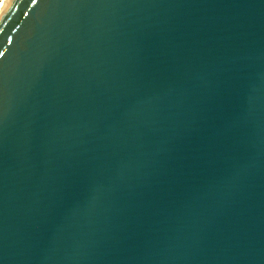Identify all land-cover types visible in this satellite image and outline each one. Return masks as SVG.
Masks as SVG:
<instances>
[{"label":"water","instance_id":"water-1","mask_svg":"<svg viewBox=\"0 0 264 264\" xmlns=\"http://www.w3.org/2000/svg\"><path fill=\"white\" fill-rule=\"evenodd\" d=\"M0 264H264V0H10Z\"/></svg>","mask_w":264,"mask_h":264},{"label":"bare ground","instance_id":"bare-ground-1","mask_svg":"<svg viewBox=\"0 0 264 264\" xmlns=\"http://www.w3.org/2000/svg\"><path fill=\"white\" fill-rule=\"evenodd\" d=\"M10 2V0H1L0 2V17L2 13L4 12L5 8L7 7V4Z\"/></svg>","mask_w":264,"mask_h":264},{"label":"snow or ice","instance_id":"snow-or-ice-1","mask_svg":"<svg viewBox=\"0 0 264 264\" xmlns=\"http://www.w3.org/2000/svg\"><path fill=\"white\" fill-rule=\"evenodd\" d=\"M32 2H33V3H36V2H37V0H32Z\"/></svg>","mask_w":264,"mask_h":264},{"label":"built area","instance_id":"built-area-1","mask_svg":"<svg viewBox=\"0 0 264 264\" xmlns=\"http://www.w3.org/2000/svg\"><path fill=\"white\" fill-rule=\"evenodd\" d=\"M0 2H1V0H0Z\"/></svg>","mask_w":264,"mask_h":264}]
</instances>
